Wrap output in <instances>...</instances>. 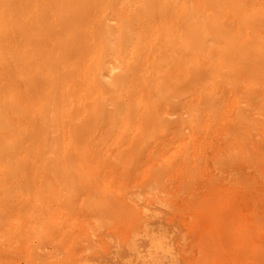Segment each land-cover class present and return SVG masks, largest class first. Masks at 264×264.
Returning <instances> with one entry per match:
<instances>
[{
    "label": "rangeland",
    "instance_id": "obj_1",
    "mask_svg": "<svg viewBox=\"0 0 264 264\" xmlns=\"http://www.w3.org/2000/svg\"><path fill=\"white\" fill-rule=\"evenodd\" d=\"M30 1L27 15L20 18L22 33L5 28L1 44L5 52L30 63L24 74L32 83L51 65V57L58 59L62 53L70 25L58 21L60 15L67 18L72 5L71 0H48L45 10L52 35L40 38L43 53L26 59L22 40L34 31L27 17L37 16L36 0ZM97 3L109 7L117 20L126 15V8L109 0ZM89 16L95 27L105 13L91 10ZM91 33L83 28V42L92 55H83L73 87L66 83L61 89L57 125L48 132L45 155L41 151L47 140L38 138L29 152L19 150L18 158L26 164L17 175L0 165V207L5 216L0 264H152V240L165 250L160 264H264V111L255 102L261 94L264 107V82L260 94L246 90V84L235 86L238 107L224 91L214 96L213 108L196 110L190 101L200 90L179 74L195 70L196 63L178 57L176 78L169 81L164 99L156 102L162 125L143 127L141 133L137 126L121 123L87 125L88 112L116 120L119 116L118 98L104 93V107L98 108L99 94H87L88 68L97 51ZM244 41L248 46V39ZM5 84L17 98L24 96L26 88L9 82L0 67V90ZM71 88L73 96L68 94ZM125 102L122 97L121 106ZM23 104L36 106L34 101ZM235 114L251 126L233 133L238 127ZM13 122L18 129L31 127L25 119ZM82 129L86 135L77 137ZM46 162L47 170H39ZM64 167L79 183H72Z\"/></svg>",
    "mask_w": 264,
    "mask_h": 264
},
{
    "label": "bare ground",
    "instance_id": "obj_2",
    "mask_svg": "<svg viewBox=\"0 0 264 264\" xmlns=\"http://www.w3.org/2000/svg\"><path fill=\"white\" fill-rule=\"evenodd\" d=\"M97 1L71 0L72 8L67 18L60 15L58 21L60 25H70L62 53L58 59L51 57V65L45 72L39 71L31 83L24 74L25 64L30 63L19 61L15 52H5L1 44L7 35L5 28H13L16 35L22 33L24 27L20 18L27 15L31 1L0 0V67L9 82L26 88L21 98H17L7 84L0 90V97L5 96L4 103L0 102V165L11 168L14 175L26 164L18 158L20 149L29 152L32 145H37L38 138H45L47 143L41 151L45 155L51 140L48 132L57 125L61 89L66 83L73 87L75 70L83 55H92V50L83 42L85 26L92 30L91 37L97 43L96 58L88 68L87 94H99L98 108L104 107L105 94L112 100L118 98L119 102L118 120L107 114L97 117L96 113L88 112L87 125L91 122L101 126L111 123L112 127L119 123L134 125L137 133L143 132V127L162 125L156 102L164 99L165 88L176 78L174 72L178 73L181 65L178 57L196 63L195 70L188 68L179 72L185 82L195 83L200 90V95L190 101L193 109L208 111L214 107V96L224 91L231 97L229 102L238 107L234 87L240 84L260 94L264 82V0H109L112 5L126 8V15L118 16V20L109 7ZM67 3L70 4V0ZM47 4L48 0H36L37 16L27 17L34 31L22 40L21 51L26 59L31 54L43 53L39 40L52 35L45 10ZM91 10L105 13L99 26L92 24ZM244 39H248V46L243 45ZM114 91L118 94H113ZM68 94L73 96L72 88ZM122 97L126 99L123 106L120 104ZM262 100L260 94L255 102L264 111ZM31 101L36 106H23ZM223 109L216 110V114ZM235 117L238 127L233 133L240 127L251 126V121L240 114ZM15 118L25 119L31 127L18 129L13 122ZM86 129L80 130L77 137L85 136ZM89 135H92L90 131ZM12 162H16L17 167H13ZM61 169L68 172L73 184L79 183L69 167ZM39 170H47V162ZM12 196L9 193V197ZM4 217V208L0 207V229ZM151 243L154 247L151 263L160 264L165 250L161 242L152 240Z\"/></svg>",
    "mask_w": 264,
    "mask_h": 264
}]
</instances>
